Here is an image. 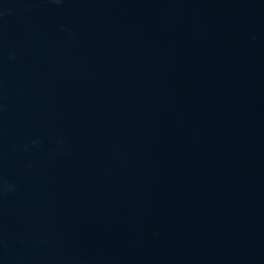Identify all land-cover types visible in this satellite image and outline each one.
Segmentation results:
<instances>
[{
    "label": "water",
    "instance_id": "1",
    "mask_svg": "<svg viewBox=\"0 0 264 264\" xmlns=\"http://www.w3.org/2000/svg\"><path fill=\"white\" fill-rule=\"evenodd\" d=\"M0 264H264V0H0Z\"/></svg>",
    "mask_w": 264,
    "mask_h": 264
}]
</instances>
